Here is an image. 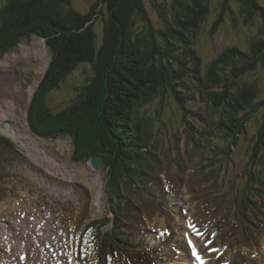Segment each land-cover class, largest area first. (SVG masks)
Returning a JSON list of instances; mask_svg holds the SVG:
<instances>
[{"label":"trees","instance_id":"16d2710c","mask_svg":"<svg viewBox=\"0 0 264 264\" xmlns=\"http://www.w3.org/2000/svg\"><path fill=\"white\" fill-rule=\"evenodd\" d=\"M238 1L245 25L253 26L259 19L258 33L246 38L245 46L231 45L206 64L195 48L210 15L206 0H164L157 6L159 26L148 16L145 0H96L86 13L75 10L72 0L0 4V62L21 46L30 47L35 39L44 42L49 56L27 108L31 135L48 143L73 136L70 160L75 165L94 157L101 160L104 209L112 216L107 220L111 229L104 233L99 229L104 224L89 221L86 205L73 210L72 216L82 218L78 230L87 238L84 262L141 264L161 254L162 245L157 254L149 247L150 227L171 217L128 198L149 201L148 197L164 196L157 185L162 165L150 141L148 122L143 127L141 118L145 106L155 100L159 112L167 102L176 104L182 132L198 139L188 138L195 153L202 149L205 160L220 156L224 159L218 162L226 163L246 143L249 163L242 175L247 180L235 199V217L242 226L256 219L253 195L264 193V79L258 76H264V8L258 0ZM228 3L221 0L220 6ZM99 17H105L100 43L94 28ZM222 21L220 16L212 24L210 37ZM79 69L86 74L83 81L62 103L52 106L51 95L62 91ZM258 115L261 123L253 142L248 126ZM0 146L13 149L1 138ZM83 192L86 202V189ZM256 231L264 241V219Z\"/></svg>","mask_w":264,"mask_h":264},{"label":"rangeland","instance_id":"374dc122","mask_svg":"<svg viewBox=\"0 0 264 264\" xmlns=\"http://www.w3.org/2000/svg\"><path fill=\"white\" fill-rule=\"evenodd\" d=\"M2 1L3 0H0V4H2ZM95 1L96 0H72V4L79 13H86L90 10L91 5H93ZM206 1L210 9V15L195 45L196 51L203 59V64L209 62L228 46H245L246 38H250L252 35L257 34L260 24L259 19H257L253 26H248L243 23L239 8L240 1L238 0H229L227 7L220 6L221 0ZM163 2L164 0H145V8L148 12V16L156 26H159L161 23L157 6ZM258 3L264 8V0H258ZM220 16L223 21L218 25L213 37H210L209 31L211 26ZM104 20L105 17H99L94 25L99 43L102 38ZM48 62L49 56L47 50L44 47L43 41L39 39L33 40L31 46L28 48L21 46L18 53L8 55L5 57L4 61L0 62V119L2 122L7 118L4 108H9L11 111L14 109V113L17 116L16 121L20 120L19 123L21 127H23V132H26L24 133V137L30 138L27 134L29 133L27 128V108L34 90L38 86L48 66ZM85 68L89 69L88 67ZM85 68L84 70H87ZM84 70H77L67 80L62 91L51 95L52 106L62 103L63 100L71 94L73 87L83 81L84 76H86ZM258 76L260 80L264 79L262 73H259ZM179 115L178 107L172 101L167 102L164 109L159 112L156 100L146 105L141 114L143 127H145L146 124L145 120L148 122L153 136L151 137L153 146L156 153L159 155L164 170L171 180V187L177 190L178 195L175 200L176 204H178L180 208L188 210V220L181 219L174 230L176 233H180V235H178L179 237L174 236L178 251H174L175 254L162 255L164 257L162 260L166 261L167 264H188L190 259L198 255L199 260H196L199 261V264H264V261H258L261 256L264 257V244L260 246V244L248 234L246 236H244L243 233H240L239 236L235 235L238 232L235 209L232 208L227 210L223 202L230 201L234 198V195L238 196L243 186L246 184L247 177L246 175H242L246 160L248 161V157L245 153L246 143L243 142V144L230 155L229 159L223 161L226 162V168L223 169L222 172L219 171L222 175L218 177V171L216 170L220 163L218 160L224 158L216 156L218 158L205 160L200 154L203 152L200 148L198 152L195 153L193 150L194 146L189 139L193 141H198V139L192 136H186L185 133L182 132L183 127L180 126L178 129ZM260 123V115L252 119L249 123L248 138L253 136V142L256 140L255 134L259 129ZM193 135L198 138L196 132H194ZM253 142H250V145ZM37 143L40 146L41 144L43 145V147L41 146L42 149L37 148L39 151H36V149L29 151L23 148L22 152L28 157L29 161L35 163L38 168L51 176L68 182L62 183L64 185H70L71 187H62L58 184L50 183V181L43 179V174L40 175L37 173V171H39L38 168L29 169L25 166V163L28 161L21 160V162L19 161L17 163L15 159L16 167H18L17 173H25L32 182L33 187L38 191H35L33 195L29 193L24 194L23 199L18 201L12 208L14 212L17 210V215L13 217H18L20 221L28 218L32 221V217L35 216L33 214H38L43 218H54V225L67 234L66 240L72 251L74 244L77 243L75 242L77 237H75L74 233L77 226L76 220L74 222L71 218V206H68V204L73 203L72 208L76 205H81L79 195L81 192L76 182L87 184L90 187V191L87 193L88 199L86 198V203L88 200L96 198L100 186L99 183H95V173L87 168L86 170L84 168L75 169L71 164L69 160L70 144L68 141L62 140L53 144L47 142ZM15 144L19 147L18 142ZM212 144L213 141H211L209 145ZM37 152L46 157V163H43L36 157ZM16 153L15 149H10L7 146H0V163L3 164V167L15 169L11 162H13V157ZM187 156L189 159H186ZM208 156L210 157L209 153ZM184 158L185 161L183 162ZM65 168L76 171V175H71V178L67 177L66 174L63 173V169ZM211 169L216 170L214 172L215 174L209 177L208 181H205L203 176ZM192 170H194V176ZM187 174L192 176V180L196 179L195 189L197 193H199L200 196L206 197L205 208H199L198 205V208H195L194 211L189 209V203L186 202L189 200V196L180 189L178 183V177L185 178ZM0 180L8 182L10 181V177L4 175L0 171ZM54 181L58 182L57 180ZM24 190H26V188H24ZM39 191L43 196L39 195ZM260 197L261 196H254L253 198L260 200ZM38 201L45 207L43 211L40 210ZM95 201L93 199V201L87 205L88 215L90 216V220H99V222L104 224L99 227V229L106 232L110 227V223L107 224L105 220V213L102 209V205L100 207L96 206ZM191 203H193V201H191ZM213 212L216 214L215 216L212 214ZM223 212L227 214L231 226L233 227V229L228 231L225 235L222 233L226 232V229L218 227L217 224V218L219 214L221 215L220 218H222L224 216ZM194 217L197 218L199 222H195L193 219ZM201 222L206 223L207 227L201 228V226H199L202 224ZM48 223L51 226L52 220ZM197 223H199V225ZM172 232L170 228L166 229L167 236L176 234ZM216 233L217 236L215 237ZM39 234L34 235L32 239ZM86 239L85 237L82 243H85ZM233 239L237 241L238 244L236 251H232L235 249L231 246V242H234ZM55 243L63 254L67 264H79L76 258L68 252L66 248L67 243L66 241L63 243L61 236L56 238ZM251 250L255 251L258 256L254 257L253 255H248ZM8 260L12 261L13 258L11 257ZM148 263L156 264L152 262Z\"/></svg>","mask_w":264,"mask_h":264},{"label":"clouds","instance_id":"9594fccd","mask_svg":"<svg viewBox=\"0 0 264 264\" xmlns=\"http://www.w3.org/2000/svg\"><path fill=\"white\" fill-rule=\"evenodd\" d=\"M44 43V42H43ZM45 47V46H44ZM13 111H15L14 109H12V111L9 109V108H4V112L6 113V114H8L6 117V119H4L3 121H2V123H0V126H2L4 129H3V131H5L8 135H7V137L10 139V143H9V145L13 148V149H15V151L17 152L16 154H15V156L13 157V162H11L12 164H13V166H14V168L15 169H8L7 167H3V164L2 163H0V171L4 174V175H8L9 177H10V181H8V182H4L3 180H0V224H3V225H5V219H7V218H9V219H12V220H16L17 222H19L20 220H19V218L18 217H13L14 215H17V213H16V211L17 210H15V212L14 211H12V208H13V206L14 205H16V203L18 202V201H20V200H22L23 199V196H24V188H26V186L29 184L30 186H31V188H34V190L35 191H38L35 187H33V185H32V182L29 180V178L25 175V173H21V172H19V173H17V168L18 167H16V161H17V163L20 161L21 162V160H26V161H28V162H26L25 163V166H27L29 169H33V168H38L36 165H35V163H33V162H31V161H29V159H28V157L22 152L23 151V148L24 149H27V150H34V149H36V151H39V150H37V148H41L42 149V147H43V145L41 144V146L37 143L38 142V140H36V139H33L30 135H29V133H27L29 136H30V138H28V137H22V138H20V137H16V136H14V130H13V128H16L17 129V127H20L21 128V131H22V133L24 134V133H26V132H23V127H21V124L19 123V121L20 120H18V121H16V119H12V118H10L9 117V115H11V113L13 112ZM179 113H180V115L178 116V124H180L181 126H182V118H180V116H181V111L179 110ZM27 114V113H26ZM17 117V116H16ZM1 121V120H0ZM28 124V123H27ZM6 127H8L9 128V130H7L6 129ZM183 127V126H182ZM23 139L26 141L27 140V142H26V146L22 143V141H23ZM28 139H31L33 142L32 143H28ZM74 137L73 136H71L69 139L68 138H61V139H59V140H57V141H55V142H53V143H57L58 141H68L69 142V144L70 143H72V142H74ZM19 143V147H17V145L15 144V143ZM52 143V144H53ZM152 144V146H153V143H151ZM27 147V148H26ZM153 148H154V146H153ZM70 155H71V146H70ZM154 151H155V153H156V150H155V148H154ZM157 154V153H156ZM70 155H69V160H70ZM158 157H159V155H158ZM94 158H99V157H94ZM94 158H92V159H94ZM15 159H16V161H15ZM91 159V160H92ZM100 159V158H99ZM91 160H90V162H91ZM70 162H71V160H70ZM100 164H101V160H100ZM100 164H99V170L101 169L100 168ZM160 164H161V161H160ZM162 165V164H161ZM39 169V171H37V173L38 174H40V173H42L43 174V179L44 180H48V181H50V183H54V184H60L59 182H64V181H62V180H60V179H58V178H56V177H54V176H51L50 174H48V173H46L45 171H43L42 169H40V168H38ZM164 168H163V165H162V167H161V171H160V174H162V173H164ZM160 174H159V177H160ZM166 174H167V172H166ZM97 175V174H96ZM49 176H51V177H49ZM67 177H70V175L69 174H67L66 175ZM168 176V175H167ZM168 179H169V177H168ZM16 180H18V181H20V184L19 185H14L13 184V182L14 181H16ZM23 180V181H22ZM28 180H29V182H28ZM54 180H57L58 182H55ZM170 182L169 183H171V180H169ZM158 182H159V180H158ZM27 183V184H26ZM65 183V182H64ZM26 184V185H25ZM101 191L103 192V194H104V187L101 185ZM39 195L40 196H43L41 193H40V191H39ZM80 199H81V196H80ZM101 199H102V197H101ZM91 202H85V200L83 199V202H82V205L84 204V205H89ZM38 204H39V208H40V210H44L43 208H42V205L40 204V202L38 201ZM101 204H102V207H104V200L102 201L101 200ZM81 209V208H80ZM42 214V213H41ZM87 214H88V210H87ZM33 215H35L34 217H32V222H34L35 223V221H40V222H44V223H46V225L48 226V228H49V230L51 231V233L53 234V233H56V232H53L52 231V229L53 230H57L59 233H61L62 232V230L61 229H58L55 225H54V218L53 219H49V218H43L42 216H40V215H38V214H33ZM108 215V220L112 217L111 216V214H107ZM89 216V215H88ZM23 217V216H22ZM50 220H52V223H51V226H50V224L48 223ZM89 221H92V220H90V218L88 219ZM94 221H99V220H94ZM93 221V222H94ZM87 222V221H86ZM88 223V222H87ZM36 224V223H35ZM176 227H174L173 228V230L175 229ZM34 229H36L37 231H39V233H40V230H39V228L38 227H36V225H35V227H34ZM111 229V223H110V227L108 228V230L106 231V232H108L109 230ZM10 231L9 233L10 234H8L9 235V237H7V235H6V232L7 231ZM102 231V230H101ZM104 232V231H103ZM75 233V235L77 234V232H74ZM105 233V232H104ZM64 234L65 235H67L65 232H64ZM13 235H15V236H17V238H18V235H17V229L16 228H11V229H5L4 231H2L1 229H0V252L2 253H0V256H3L4 257V250H10L9 249V245H8V243H10V242H17V239L15 238V239H13V238H11ZM54 235H56V234H54ZM57 236V235H56ZM33 237V236H32ZM11 238V239H10ZM57 238H58V236H57ZM63 241V240H62ZM149 241H150V239H149ZM63 243H65V242H63ZM67 243V245H66V248H67V250H68V252L69 253H71L72 251L70 250L71 249V247H69V244H68V242H66ZM150 245V244H149ZM159 245V244H158ZM7 247V248H6ZM158 246H155L154 248H152L153 250L154 249H156ZM72 250H73V248H72ZM171 250V249H170ZM105 257V256H104ZM199 260V259H198ZM141 264H145L144 263V261H142L141 262ZM147 264H149V263H147ZM198 264H199V261H198Z\"/></svg>","mask_w":264,"mask_h":264},{"label":"bare ground","instance_id":"6f19581e","mask_svg":"<svg viewBox=\"0 0 264 264\" xmlns=\"http://www.w3.org/2000/svg\"><path fill=\"white\" fill-rule=\"evenodd\" d=\"M13 130H14V136L20 138L24 137V134L22 133L20 127H17V129L13 128ZM32 142L33 141L31 139H28V143H32ZM22 143L26 146V141L24 139ZM36 157L43 163L47 162L46 157L42 156L38 152L36 153ZM63 173L65 174L66 172ZM95 183L96 184L99 183L98 175H96L95 177ZM151 185L156 186L153 183H151ZM157 185L159 188L161 187L160 182H157ZM145 190L155 194V192L150 191L146 188ZM113 194L115 195V193ZM101 197L102 194L99 190L96 194V201H95V204L98 207L101 206ZM35 223L30 221L29 218L25 220H21L19 222L7 218L5 219V225L0 224V229L2 231H4L5 229L16 228L18 232V238L15 235L11 237L13 239L16 238L17 242L12 241L8 243L10 252L9 254L6 253L4 257L0 256V264H15V262H11L8 260L13 256H16V258L19 256L18 264H67L65 258L63 257V254L61 253V251L59 250V248L55 243L57 236L51 233L46 223L40 221H35ZM35 225L39 228L41 234H39V231L34 229ZM9 232H10L9 230L6 232L7 237H9L8 235L10 234ZM36 234L39 235L36 237L35 241H32V236ZM145 246L146 245H144L143 247L145 249H148V247ZM158 249L160 248L155 249L154 253L158 252L157 251ZM161 253L163 252L161 251ZM22 257H26V259L21 260ZM197 261L198 260H194V264H198Z\"/></svg>","mask_w":264,"mask_h":264},{"label":"water","instance_id":"95a60500","mask_svg":"<svg viewBox=\"0 0 264 264\" xmlns=\"http://www.w3.org/2000/svg\"><path fill=\"white\" fill-rule=\"evenodd\" d=\"M7 130H9L8 127H6ZM99 164H100V159L99 158H94L91 160V167L94 172L99 171Z\"/></svg>","mask_w":264,"mask_h":264},{"label":"snow or ice","instance_id":"6c2138e0","mask_svg":"<svg viewBox=\"0 0 264 264\" xmlns=\"http://www.w3.org/2000/svg\"><path fill=\"white\" fill-rule=\"evenodd\" d=\"M197 258H199V257H197Z\"/></svg>","mask_w":264,"mask_h":264}]
</instances>
